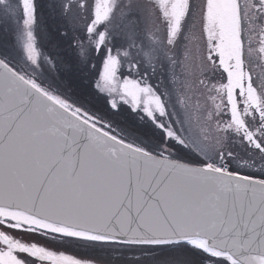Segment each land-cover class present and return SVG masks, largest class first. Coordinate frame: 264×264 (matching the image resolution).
Listing matches in <instances>:
<instances>
[{
    "label": "snow or ice",
    "instance_id": "obj_1",
    "mask_svg": "<svg viewBox=\"0 0 264 264\" xmlns=\"http://www.w3.org/2000/svg\"><path fill=\"white\" fill-rule=\"evenodd\" d=\"M42 7L0 0V264H264V0Z\"/></svg>",
    "mask_w": 264,
    "mask_h": 264
},
{
    "label": "trees",
    "instance_id": "obj_2",
    "mask_svg": "<svg viewBox=\"0 0 264 264\" xmlns=\"http://www.w3.org/2000/svg\"><path fill=\"white\" fill-rule=\"evenodd\" d=\"M38 3L43 5V7L39 10L38 14L41 20V25L45 31H48L50 33V30L52 28V13L47 7V0H38ZM8 36L9 34H6V38H8Z\"/></svg>",
    "mask_w": 264,
    "mask_h": 264
},
{
    "label": "rangeland",
    "instance_id": "obj_3",
    "mask_svg": "<svg viewBox=\"0 0 264 264\" xmlns=\"http://www.w3.org/2000/svg\"><path fill=\"white\" fill-rule=\"evenodd\" d=\"M38 20L40 21L39 22V26H38V29L37 31L40 32V33H43L45 30L44 28L42 27L41 25V20H40V17L38 15ZM12 25H14V28L12 27ZM22 24L18 27L15 23L11 24L8 28V31H7V34H9L13 40H10V42L13 41V43H16L18 40H21L22 39ZM5 33L4 32H0V37L4 36Z\"/></svg>",
    "mask_w": 264,
    "mask_h": 264
},
{
    "label": "bare ground",
    "instance_id": "obj_4",
    "mask_svg": "<svg viewBox=\"0 0 264 264\" xmlns=\"http://www.w3.org/2000/svg\"><path fill=\"white\" fill-rule=\"evenodd\" d=\"M12 27L14 28V25H12ZM7 39L8 40H10V39L12 40V37L9 35Z\"/></svg>",
    "mask_w": 264,
    "mask_h": 264
}]
</instances>
